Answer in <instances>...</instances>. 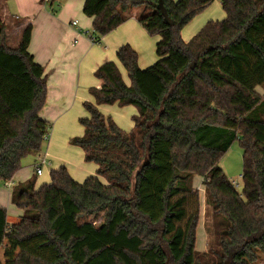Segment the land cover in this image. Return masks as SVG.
Returning <instances> with one entry per match:
<instances>
[{
	"label": "trees",
	"instance_id": "16d2710c",
	"mask_svg": "<svg viewBox=\"0 0 264 264\" xmlns=\"http://www.w3.org/2000/svg\"><path fill=\"white\" fill-rule=\"evenodd\" d=\"M213 1L85 0L98 41L132 7H144L138 21L159 36V59L142 69L138 52L121 46L129 85L116 62L97 68L102 85L90 89L95 103H84V134L70 140L98 164L96 174L79 183L60 166L49 183L37 187L34 176L15 185L11 200L22 214L10 223L0 206V264H250L264 252V96L257 91L264 86V0H220L226 17L185 41L183 28ZM31 36L29 24L12 48L0 27V185L50 132L39 115L47 78L29 52ZM100 104L136 107L134 128H121ZM235 141L243 150L241 193L219 166ZM195 176L216 235L204 252L196 248ZM181 194L194 197L193 211ZM100 212L98 224L82 218Z\"/></svg>",
	"mask_w": 264,
	"mask_h": 264
},
{
	"label": "crops",
	"instance_id": "0c3cea01",
	"mask_svg": "<svg viewBox=\"0 0 264 264\" xmlns=\"http://www.w3.org/2000/svg\"><path fill=\"white\" fill-rule=\"evenodd\" d=\"M84 3L85 0H57L50 6L42 0H0V20L5 26L8 46L17 47L22 32L31 24L29 52L45 69L48 91L39 115L50 123V132L46 147L37 154V160L40 157L48 158L50 163L46 167L50 166L51 170L65 166L79 183L95 175L98 169V164L85 160V153L80 147L70 143L71 138L84 134L85 128L80 119L89 116L84 103H95L90 89L102 85L95 71L105 62L114 61L129 85L130 78L117 57L120 47L130 44L138 52L139 66L145 69L152 65V60H155L154 64L159 59L156 58L155 49L160 39L159 36H150L140 24L138 16L144 7L137 6L128 11L127 19L120 26L94 42L80 31L94 30V18L84 14ZM225 17L226 12L220 0H214L183 28L182 37L189 41L208 21L223 20ZM74 20H78V27L72 25ZM257 91L264 96V86H258ZM98 108L124 130L134 128L133 116L138 114V109L133 105L121 107L118 104H100ZM63 149L67 151V158L62 155ZM37 163L33 164L35 169ZM42 174H45L44 171ZM34 175L30 166L24 165L16 172L10 187L3 183L0 185V206L8 213L11 205H14L11 200L13 187ZM36 185L40 186L38 182ZM194 187L203 193V196L200 193L198 226V229L201 227V243L198 246L197 230L196 248L204 252L207 251L205 225L211 206L207 203L205 188H200L204 187L202 177H194ZM15 214L19 218L22 210L19 209Z\"/></svg>",
	"mask_w": 264,
	"mask_h": 264
},
{
	"label": "rangeland",
	"instance_id": "374dc122",
	"mask_svg": "<svg viewBox=\"0 0 264 264\" xmlns=\"http://www.w3.org/2000/svg\"><path fill=\"white\" fill-rule=\"evenodd\" d=\"M158 41V40H157ZM155 55L156 58L158 59V56L156 54V49H155ZM156 59V60H157ZM152 60V63L153 64ZM48 142V139H46V141L43 143V147H42V151L44 150V148L46 147V143ZM71 143V142H70ZM72 144V143H71ZM73 145V144H72ZM76 146V145H75ZM62 155L64 157L67 158V151L65 149H63ZM37 154H29L27 156H25L22 160V166L24 165H29L30 166V170H32V172H34L36 174V169L34 168V163L37 160ZM46 166V165H45ZM219 166L225 171V173L228 175V177L230 178V180L232 182L237 183L238 185L236 187V189L241 193L242 189H243V180L241 178L242 175V171H243V150L242 147L240 146L238 141H235L231 147L228 149V151L222 155V157L219 160ZM50 172H51V168L49 167H45L44 169V175H40V176H36V178L38 179L37 182L39 183V185H42L43 183H45V181H48L49 179H51L50 176ZM102 179L103 182H106L104 178L100 177ZM14 188V187H13ZM200 188H204V187H200ZM198 190L199 193H201V195L203 196L202 191L199 188H195ZM187 196L188 198V202L186 204L188 210L191 212L193 211L194 207H195V200L194 197H192L191 195H186V194H181L179 195L177 198L181 197V196ZM12 207L10 208V211L8 213V221L10 223H14L16 222L19 218L18 216L15 214V212H17L19 209L18 207H15V205H11ZM211 212H207V220H206V225H205V238L207 240V250L211 247V246H215V239H216V235L214 233V229H213V221L211 220ZM103 212H100L98 215H84L82 218L83 220H89V221H93L94 223L98 224L102 221L103 219ZM16 215V216H15ZM213 219V218H212ZM200 228L198 229V246H200L201 243V233H200ZM250 264H264V252L263 251H258V259L255 260L254 262H251Z\"/></svg>",
	"mask_w": 264,
	"mask_h": 264
},
{
	"label": "built area",
	"instance_id": "2783aa9c",
	"mask_svg": "<svg viewBox=\"0 0 264 264\" xmlns=\"http://www.w3.org/2000/svg\"><path fill=\"white\" fill-rule=\"evenodd\" d=\"M72 25L75 26V27H78V20H74L72 22ZM80 31L83 33V35H86L87 37H89L90 40H92L94 42L98 41V39L96 37V33H95L94 30H91V31L90 30H80ZM49 163H50V161L48 160V158L40 157L38 163L36 164V173H37V175H41L43 173V171H44V168L46 167L45 165H48ZM233 184L236 185V186L238 185L235 182H233ZM5 185L10 187L11 186V181L6 182Z\"/></svg>",
	"mask_w": 264,
	"mask_h": 264
},
{
	"label": "water",
	"instance_id": "95a60500",
	"mask_svg": "<svg viewBox=\"0 0 264 264\" xmlns=\"http://www.w3.org/2000/svg\"><path fill=\"white\" fill-rule=\"evenodd\" d=\"M2 26V22H1V20H0V27Z\"/></svg>",
	"mask_w": 264,
	"mask_h": 264
}]
</instances>
